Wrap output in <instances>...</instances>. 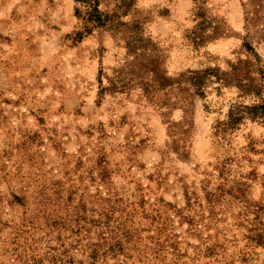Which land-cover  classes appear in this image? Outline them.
Segmentation results:
<instances>
[{
  "label": "rangeland",
  "instance_id": "374dc122",
  "mask_svg": "<svg viewBox=\"0 0 264 264\" xmlns=\"http://www.w3.org/2000/svg\"><path fill=\"white\" fill-rule=\"evenodd\" d=\"M97 4L0 0V264H264L261 98L190 76L264 66V0Z\"/></svg>",
  "mask_w": 264,
  "mask_h": 264
},
{
  "label": "trees",
  "instance_id": "16d2710c",
  "mask_svg": "<svg viewBox=\"0 0 264 264\" xmlns=\"http://www.w3.org/2000/svg\"><path fill=\"white\" fill-rule=\"evenodd\" d=\"M77 2H85L89 7V15L95 20H100V12L98 9V0H75ZM247 48V52L253 55L252 60L248 59L244 61H237L231 66V72H221L214 69H205L201 71H191V84L193 90L198 95H204L209 81L212 79L218 81L220 85L228 84L227 76L234 80L235 86L240 90V96L254 95L260 97V100L255 99L254 102L241 103L235 102L231 105V112L227 122L228 126L237 127L243 120H260L264 121V97L262 96L264 83V66L260 63V56L253 51L251 45H244ZM256 75V77H254ZM259 81V82H257Z\"/></svg>",
  "mask_w": 264,
  "mask_h": 264
}]
</instances>
